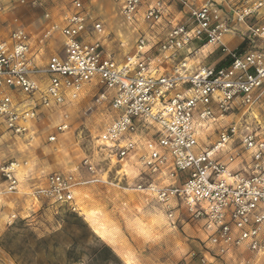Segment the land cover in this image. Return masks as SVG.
Returning a JSON list of instances; mask_svg holds the SVG:
<instances>
[{
	"label": "clouds",
	"instance_id": "9594fccd",
	"mask_svg": "<svg viewBox=\"0 0 264 264\" xmlns=\"http://www.w3.org/2000/svg\"><path fill=\"white\" fill-rule=\"evenodd\" d=\"M0 264H264V0H0Z\"/></svg>",
	"mask_w": 264,
	"mask_h": 264
},
{
	"label": "rangeland",
	"instance_id": "374dc122",
	"mask_svg": "<svg viewBox=\"0 0 264 264\" xmlns=\"http://www.w3.org/2000/svg\"><path fill=\"white\" fill-rule=\"evenodd\" d=\"M30 7H31L30 4L20 5V8L25 11L30 9ZM93 223L98 227L100 231H102V233L108 236V238L112 243H116L118 241V234L114 230H112L102 218L99 217L94 218Z\"/></svg>",
	"mask_w": 264,
	"mask_h": 264
},
{
	"label": "trees",
	"instance_id": "16d2710c",
	"mask_svg": "<svg viewBox=\"0 0 264 264\" xmlns=\"http://www.w3.org/2000/svg\"><path fill=\"white\" fill-rule=\"evenodd\" d=\"M40 248L44 249L45 251H47V247H48V243L47 242H42L40 245H39ZM69 260L71 261L74 256H75V253L74 252H69Z\"/></svg>",
	"mask_w": 264,
	"mask_h": 264
}]
</instances>
